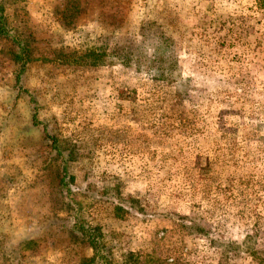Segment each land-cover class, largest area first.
<instances>
[{
    "label": "rangeland",
    "instance_id": "374dc122",
    "mask_svg": "<svg viewBox=\"0 0 264 264\" xmlns=\"http://www.w3.org/2000/svg\"><path fill=\"white\" fill-rule=\"evenodd\" d=\"M0 9L29 51L20 65L0 37V264L92 256L68 229L75 210L99 228L112 264H257L264 0ZM163 38L170 54L151 57Z\"/></svg>",
    "mask_w": 264,
    "mask_h": 264
},
{
    "label": "trees",
    "instance_id": "16d2710c",
    "mask_svg": "<svg viewBox=\"0 0 264 264\" xmlns=\"http://www.w3.org/2000/svg\"><path fill=\"white\" fill-rule=\"evenodd\" d=\"M6 25H7L6 19L1 14V9H0V37L3 38L4 36H8V39L10 40L11 44L14 46L15 44L17 45V49L11 51V58L16 62H19L20 65H23L28 59V57L24 58L23 56L25 55V53L29 52L28 49H26L27 46L25 44L26 41L19 37L16 39V37L13 35L14 33H11L10 28L9 27L6 28ZM159 41H160L159 44L155 42V45L151 50V54H152L151 57L155 56L159 58L158 56H160V58H162V56H164L163 52L164 53L167 52V54H170V47L166 41V38H163L162 40L159 39ZM124 52L125 51H123V53ZM19 73L20 72H18L15 75L16 79H18ZM50 139H52L51 142L55 141L52 137H50ZM57 155L60 160L59 162L60 166L58 167L59 170L58 184H68L67 175H66L67 174L66 163L68 162L69 157L59 150L57 151ZM70 222L71 223L68 226V229H70L73 232H76L80 238L86 240L90 249L92 250V256L83 258L80 264H97L95 261L96 258H98V260L101 261V263L99 264H112L110 255L104 250V246L101 243L99 228L97 226L85 225L83 223L82 217L78 215V212L76 210L72 213ZM256 262L257 264H264V256H259ZM120 264H125V263H120Z\"/></svg>",
    "mask_w": 264,
    "mask_h": 264
}]
</instances>
